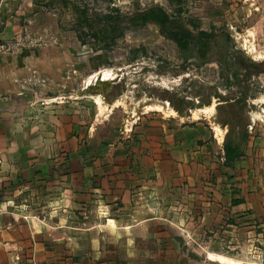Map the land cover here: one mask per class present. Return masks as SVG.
I'll use <instances>...</instances> for the list:
<instances>
[{"label": "rangeland", "instance_id": "1", "mask_svg": "<svg viewBox=\"0 0 264 264\" xmlns=\"http://www.w3.org/2000/svg\"><path fill=\"white\" fill-rule=\"evenodd\" d=\"M65 1L34 0L28 28L13 38L19 43L12 53L21 55L13 61L18 71L3 74L12 89L4 81L6 91H0V100L16 101V110L35 114L45 125L58 123L51 119L61 110L80 113L68 118L66 137L51 142L62 152L77 147L83 156L53 157L51 168L65 175L77 163L92 165L103 149L137 147L148 123L198 124L211 133L213 127L217 137L207 140L202 154L212 155L206 179L223 182L224 175L234 184L231 178L237 174L238 181L253 186L251 205L243 211L248 218L237 226L223 217L206 221L187 242L174 236L180 246L176 263L264 264V119L255 116L264 115V0L258 8L251 7V0H236L234 7L230 2L224 7L225 0ZM78 8H88L93 29L85 22L81 27ZM161 11L172 27L159 22ZM104 13L116 17L105 22L100 18ZM197 28L207 31V40ZM81 33L83 38L97 33L98 39L88 36L83 43ZM106 73L112 76L106 79ZM60 119L65 120L63 115ZM224 120L246 124L249 134L239 172L223 168L221 155L231 128ZM47 128L57 135L54 127ZM244 128H236L237 136ZM116 158L124 164L123 156ZM53 178L49 169L44 182L53 183ZM50 192L43 187L16 199L43 206ZM83 211H88L86 204Z\"/></svg>", "mask_w": 264, "mask_h": 264}, {"label": "crops", "instance_id": "2", "mask_svg": "<svg viewBox=\"0 0 264 264\" xmlns=\"http://www.w3.org/2000/svg\"><path fill=\"white\" fill-rule=\"evenodd\" d=\"M0 2V40L11 41L28 28L37 5L34 0ZM228 2L239 5L225 0L224 7ZM260 6V0H251V7ZM20 56L11 52L0 58V91H6L4 81L11 84L3 74L18 71L13 61ZM45 64L51 70V63ZM16 109V101L0 100V264H177L180 246L174 236L186 240L206 221L222 217L236 226L248 218L243 211L251 205L253 186L238 181L242 179L237 174L231 178L234 184L224 175L223 182L206 179L212 155L202 154L207 140L217 137L213 127L211 133L198 124L148 123L137 147L103 149L102 158H93L92 165L77 163L71 173L60 175L51 168L52 158L82 157V150L62 152L51 141L65 138L68 118H79L80 113L61 110L51 119L58 123L45 125L35 114L24 116ZM118 156L124 157V164ZM244 158L230 169L239 172ZM221 160L229 169L224 153ZM49 169L53 183L44 182ZM43 187L52 191L44 196L43 206L16 199ZM165 236L172 238L164 242Z\"/></svg>", "mask_w": 264, "mask_h": 264}, {"label": "trees", "instance_id": "3", "mask_svg": "<svg viewBox=\"0 0 264 264\" xmlns=\"http://www.w3.org/2000/svg\"><path fill=\"white\" fill-rule=\"evenodd\" d=\"M181 1V0H180ZM63 4H67V2L65 0H62ZM85 7H88L87 5ZM79 11V23L81 25V27L87 25L89 29H93V25H94V20H92L89 16H88V8H83L80 9L78 8ZM115 15L110 14V13H104L100 18H102L105 22H112L115 19ZM83 22H85V25L83 24ZM159 22L162 23L164 25V27H172V24L170 23V17L168 16V14L166 13V11H161V16L159 17ZM197 32L199 33V35H201L203 41L208 39V33L205 29H199L197 28ZM83 34L85 35V31L83 30ZM93 37L92 39L97 40L98 39V35L97 33H93L92 35H87L86 37L83 38L82 37V33L80 35V37L82 38V42L83 43H87V37ZM104 47L108 48L111 47V44H106ZM219 97V95L217 96ZM175 109L177 111H179V107L176 106ZM223 125H228L231 126L226 139L224 141V158H225V165L232 167L238 160H240L244 155H245V147L247 145V142L249 140V134L248 131L245 127L246 124L244 123H231L228 122L227 120H224V122L222 123ZM243 127L244 130L242 132V134L237 136V132H236V128L237 127Z\"/></svg>", "mask_w": 264, "mask_h": 264}, {"label": "built area", "instance_id": "4", "mask_svg": "<svg viewBox=\"0 0 264 264\" xmlns=\"http://www.w3.org/2000/svg\"><path fill=\"white\" fill-rule=\"evenodd\" d=\"M2 23V18H1V2H0V25ZM17 40H0V58L7 53L13 52L17 46H18Z\"/></svg>", "mask_w": 264, "mask_h": 264}, {"label": "bare ground", "instance_id": "5", "mask_svg": "<svg viewBox=\"0 0 264 264\" xmlns=\"http://www.w3.org/2000/svg\"><path fill=\"white\" fill-rule=\"evenodd\" d=\"M111 76H112V75L109 74V73L104 74V78H106V79L109 78V77H111ZM255 116L264 119V115H262V114L256 113Z\"/></svg>", "mask_w": 264, "mask_h": 264}]
</instances>
